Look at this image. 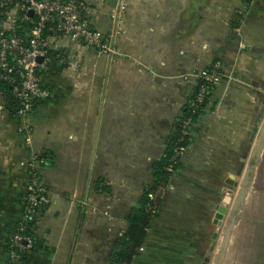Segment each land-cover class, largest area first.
Returning <instances> with one entry per match:
<instances>
[{"label":"crops","instance_id":"1","mask_svg":"<svg viewBox=\"0 0 264 264\" xmlns=\"http://www.w3.org/2000/svg\"><path fill=\"white\" fill-rule=\"evenodd\" d=\"M89 2L92 25L111 35L114 51L56 39L40 71L49 95L24 122L0 111V264H9L37 154L50 200L22 264H109L196 73L220 60L222 79L131 263L202 264L212 249L218 264L224 199H234L235 168L264 130V0L248 8L244 0Z\"/></svg>","mask_w":264,"mask_h":264},{"label":"built area","instance_id":"2","mask_svg":"<svg viewBox=\"0 0 264 264\" xmlns=\"http://www.w3.org/2000/svg\"><path fill=\"white\" fill-rule=\"evenodd\" d=\"M90 10L89 0H0V111L24 122L36 104L49 95L40 71L53 59L56 39L65 37L100 53L114 51L111 35L92 25ZM39 57L43 60L39 61ZM220 69V64L213 62L199 76L198 83L201 80L203 83L195 93L194 110L205 102L219 80ZM190 123L191 117L184 120V133L189 132ZM184 150L183 146H177L175 153L181 155ZM43 161L44 157L37 154L28 163L26 210L7 242L9 264H22L21 252L27 254L36 245L35 237L25 234L24 229L30 217L38 219L50 200L39 171Z\"/></svg>","mask_w":264,"mask_h":264},{"label":"rangeland","instance_id":"3","mask_svg":"<svg viewBox=\"0 0 264 264\" xmlns=\"http://www.w3.org/2000/svg\"><path fill=\"white\" fill-rule=\"evenodd\" d=\"M213 62H218L221 66V75L216 86L222 79L223 64L220 60ZM202 73L203 70L196 73L195 88ZM262 129L261 126L260 135L256 134L250 138V150L244 155V158H248L243 162L244 166H240L241 163L238 162L239 166L235 168L239 182L233 202L230 201L228 204L227 221L219 233V238L226 244L225 247L217 250V255L220 257L218 264H264V130L262 132Z\"/></svg>","mask_w":264,"mask_h":264},{"label":"trees","instance_id":"4","mask_svg":"<svg viewBox=\"0 0 264 264\" xmlns=\"http://www.w3.org/2000/svg\"><path fill=\"white\" fill-rule=\"evenodd\" d=\"M251 2L252 0H244L245 8H248ZM236 25H239V21L236 22ZM202 83L203 80L198 83L190 101L184 107L173 133L167 140L164 154L154 163L153 179L151 183L144 186L138 203L128 215V229L118 236L115 247L110 255L109 264H131L134 257L141 253V247L147 237L152 220L160 208L163 193L180 167L181 155H176L175 148L183 146L187 149L190 146L193 140V132L197 128L196 125L210 100L211 92L207 95L205 102L194 110L192 102L196 91ZM189 117H191V123L188 125L189 132L184 133L182 123ZM36 223L37 217L32 216L24 229L25 234L34 236L35 239ZM21 256V260H23L26 259L27 254L21 252Z\"/></svg>","mask_w":264,"mask_h":264},{"label":"water","instance_id":"5","mask_svg":"<svg viewBox=\"0 0 264 264\" xmlns=\"http://www.w3.org/2000/svg\"><path fill=\"white\" fill-rule=\"evenodd\" d=\"M32 13H33V11H30V14H32ZM42 60H43V57H39V61H42ZM235 178H238V177L236 176ZM237 183H238L237 180L234 181V183H233V184H234V188L232 189V191H236V190H237ZM243 194H244V193H243ZM224 201L227 202V203L229 204L230 201H231V197L228 195V197H226V198L224 199ZM224 211H225V207H222V208H221V211H219V212L217 213V216H216V217L218 218V223H219V224L222 223V218H223V213H222V212H224ZM212 254H213V250H212V249L208 250L207 253H206V255H205V257H204V259H203L202 264H210Z\"/></svg>","mask_w":264,"mask_h":264}]
</instances>
